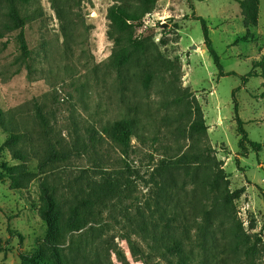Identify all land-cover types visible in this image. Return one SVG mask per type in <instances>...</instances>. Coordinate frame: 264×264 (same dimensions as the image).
<instances>
[{"label": "rangeland", "instance_id": "374dc122", "mask_svg": "<svg viewBox=\"0 0 264 264\" xmlns=\"http://www.w3.org/2000/svg\"><path fill=\"white\" fill-rule=\"evenodd\" d=\"M237 1L29 0L15 8L21 26L11 20L9 4L0 0V109L22 133L29 154L25 167L37 176L27 190H11L3 167L21 163L7 149L0 151V264H23L46 237V224L30 206L37 201L41 179L61 180L58 187L70 203L78 188L66 189L67 182L84 185L90 175V182L102 184L107 176L92 177L90 172L98 166L133 180V192L121 205L106 202V214L95 217L105 227L100 238L90 227L71 233L59 251L60 264H144L131 244L148 254L144 240L134 226L121 231L110 213L123 221L119 212L129 208L138 220L137 208L145 210L147 203L153 207V184L144 181L162 159H174L190 147L193 99L207 127V144L223 162L229 190L244 189L234 203L233 219L213 222L206 253L200 252L199 236H193V264H264V148L240 157L236 131L240 120L250 141L264 143V78L252 68L264 55V0L258 3L257 26L250 29ZM112 6L137 13L152 9L132 23V40L142 42L144 58L125 39L116 44L109 36L107 12ZM198 18L205 22L221 74ZM248 32L254 40L240 42ZM21 35L27 55L20 49ZM122 51L135 56L118 71L113 57ZM250 72L258 77L243 84L241 77ZM146 75L150 80L145 85ZM121 119L135 124L130 174L119 148L103 133ZM8 137L0 127V147ZM52 151L56 158L40 167ZM181 178L180 186L186 183ZM149 214L145 210V221ZM220 221L224 223L217 228ZM154 257L148 264H167Z\"/></svg>", "mask_w": 264, "mask_h": 264}, {"label": "trees", "instance_id": "16d2710c", "mask_svg": "<svg viewBox=\"0 0 264 264\" xmlns=\"http://www.w3.org/2000/svg\"><path fill=\"white\" fill-rule=\"evenodd\" d=\"M10 8V18L16 25L23 26L21 20L15 11L17 4H25L29 0H3ZM243 16L246 29L257 26L258 3L259 0H240L237 1ZM151 8H144L140 13L131 12L123 6H112L107 12L109 21V36L120 44L124 39L134 46L133 52H137L138 58H144L140 48H143L142 42L132 40V23L140 21L146 13H150ZM202 24L204 40L209 55L214 61L216 67L220 70L219 57L214 51L208 38V30L205 22L198 18ZM127 36V37H125ZM254 40L252 33L240 39V42H250ZM20 49L24 55L28 54L26 44L22 35L19 39ZM145 48V47H144ZM132 52L122 51L114 55L113 61H117V69L120 71L129 61L134 59ZM142 57V58H141ZM137 60V59H136ZM253 71L259 69L264 78V55L259 61L252 65ZM234 76V73H228L225 76ZM258 77L255 72H250L241 77L244 84L248 78ZM150 76L146 75L145 85L148 84ZM237 90V89H236ZM236 90L233 92H236ZM193 122L188 130L191 139V145L185 153L180 154L174 159H162L159 166L155 167L149 173V179L144 182L153 184L151 204H146L145 210L150 211L149 220H144V209L137 208L136 214L138 220H133L136 215L129 213V208L119 212L124 218L123 221L115 220L116 212L110 213L115 226L119 229L130 230L133 226L136 234L141 236L147 245L148 254L140 246L131 241L133 249L140 256L144 264L153 258V256L163 259L167 264H193L195 260V244L193 236H199L201 247L200 252L206 253V245L213 239V222L218 217L227 220L233 219L232 213L235 212L234 203L237 201L244 189L230 191L228 176L223 169V162L217 160L214 150L207 144V127L197 101H192ZM234 112L237 113V106H234ZM0 127L9 134L7 140L0 147V151L7 149L10 151L13 160L21 164L12 167L4 166L8 174L11 190L21 193L28 189L37 178L35 173L27 170L25 163L29 157L24 149L23 135L16 129L11 119L0 109ZM238 148L240 157L246 158L249 152L259 153L264 148V143L252 142L248 139L246 131L242 127L240 120H237ZM135 132V124L130 119H121L114 121L103 129L114 146L119 148L122 154V162L127 173H131L129 155L131 154L130 142ZM22 143V144H21ZM57 153L52 151L49 157L45 158L40 167H46L56 158ZM238 165V160H236ZM92 172V177L105 174L107 179L102 184L91 181V176L87 175L86 182L73 183L68 181L70 189L75 186L77 193H72L73 200L65 203L67 195L62 193L64 188H59L63 182L49 180L44 177L38 182L37 201H30V206L36 211L39 218L46 224V237L37 241V248L33 254L23 259V264H60L62 256H59L60 249L66 244L68 236L77 231L90 227L100 238L104 232L103 221H97L96 216L100 217L107 211L106 202L116 200V205H121L122 201L129 200L133 192L134 182L120 172L110 173L102 168L96 167ZM182 176V178H181ZM2 174H0V178ZM142 179V177H140ZM178 178L186 181L184 185H189L190 190H186L184 185H179ZM81 179L83 176L81 175ZM112 179V181H111ZM84 186L86 188H84ZM88 190V191H87ZM130 204H133L132 202ZM106 210V211H105ZM116 210V207H115ZM153 215H156L154 217ZM132 216V217H131ZM201 223H196L198 219ZM224 219V220H225ZM224 221L219 222V226ZM91 224V226H89ZM196 230L192 235V230ZM20 237V235H18ZM128 238V237H127ZM79 248V247H76ZM151 254V255H149ZM154 257V258H155Z\"/></svg>", "mask_w": 264, "mask_h": 264}]
</instances>
